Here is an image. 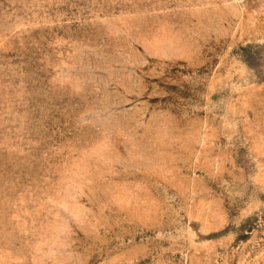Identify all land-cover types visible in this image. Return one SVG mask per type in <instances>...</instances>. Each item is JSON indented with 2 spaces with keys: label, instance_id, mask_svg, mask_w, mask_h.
Here are the masks:
<instances>
[{
  "label": "rangeland",
  "instance_id": "374dc122",
  "mask_svg": "<svg viewBox=\"0 0 264 264\" xmlns=\"http://www.w3.org/2000/svg\"><path fill=\"white\" fill-rule=\"evenodd\" d=\"M0 264H264V0H0Z\"/></svg>",
  "mask_w": 264,
  "mask_h": 264
}]
</instances>
